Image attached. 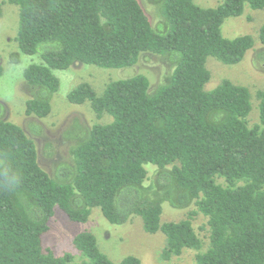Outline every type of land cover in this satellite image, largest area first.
I'll use <instances>...</instances> for the list:
<instances>
[{
    "label": "trees",
    "instance_id": "trees-1",
    "mask_svg": "<svg viewBox=\"0 0 264 264\" xmlns=\"http://www.w3.org/2000/svg\"><path fill=\"white\" fill-rule=\"evenodd\" d=\"M4 1L19 6V51L11 61L18 63L21 53L42 59L24 70L31 89L27 115L51 113L61 85L54 70L76 62L121 68L151 52L163 57L171 74L153 91L148 76L139 73L110 81L102 95L88 82L68 93L71 103L88 101L98 119L113 117L96 122L72 146L74 165L60 168L68 182L40 165L35 140L2 116L0 104V264H74L72 253L57 255L43 242L56 207L75 222H86L94 207L114 224L141 216L146 232L166 236L164 260L188 248L198 251L197 264H264V87L253 125L248 86L226 78L205 88L209 56L234 65L255 46L250 34L225 37V20L242 15L247 5L263 9L264 0H223L215 7L149 0L164 31L154 27L139 0ZM258 37L256 59L263 63L264 24ZM3 71L0 57V76ZM148 164L157 167L151 183ZM163 202L197 209L179 221H163ZM199 212L208 218L205 250L193 224ZM73 242L84 264H117L93 232L82 231ZM118 264L142 261L128 255Z\"/></svg>",
    "mask_w": 264,
    "mask_h": 264
},
{
    "label": "rangeland",
    "instance_id": "rangeland-1",
    "mask_svg": "<svg viewBox=\"0 0 264 264\" xmlns=\"http://www.w3.org/2000/svg\"><path fill=\"white\" fill-rule=\"evenodd\" d=\"M149 15L154 27L165 30L161 15L149 0H139ZM202 7H215L223 0H194ZM3 15L0 18V57L3 64V74L0 76V104L2 116L22 126L31 136L38 149L40 165L50 173L52 178L61 182L68 176L60 169L62 166L74 165L71 148L96 123H109L113 120L110 114H104L100 119L96 117L90 103L74 104L68 100V93L83 82L90 83L98 95H102L110 81L132 77L142 73L150 79L151 91L165 83L171 74V68L163 57L147 52L141 55L139 61L131 66L121 68H104L81 62L74 63L68 69H55L60 78L59 90L52 98V111L44 118L25 113L26 101L31 97V89L24 77V70L33 62H41L39 54L29 55L21 53L20 61L13 63L11 54L19 51L17 41L19 27V6L8 1L0 0ZM159 24V25H158ZM264 24V8L252 9L248 5L242 15L229 17L225 20L222 31L227 38H234L244 34L255 38L254 49L246 54L238 64L228 65L213 56L208 57L207 67L211 71V79L205 88L211 90L219 85L223 79H230L234 83L248 86L252 94L253 108L249 115L250 125L259 121L258 91L264 87V62L256 59V50L262 47L258 34ZM149 179H155L157 167L148 164ZM60 171V174H58ZM225 184L224 179L219 180ZM195 205L186 209H177L168 202H163V221H179L188 216ZM50 220V229L43 235L46 248H51L57 255L70 252L74 255V264H84L81 252L74 245L75 236L85 230L93 232L99 248L115 263L128 255L138 256L142 264H197L195 249H184L182 254L173 256L170 260L162 259V251L166 245V236L162 231L146 232L143 228L141 216H135L124 224L111 223L99 207H94L86 222H75L59 207ZM208 218L198 213L193 219L194 227L203 240V250L209 244Z\"/></svg>",
    "mask_w": 264,
    "mask_h": 264
}]
</instances>
